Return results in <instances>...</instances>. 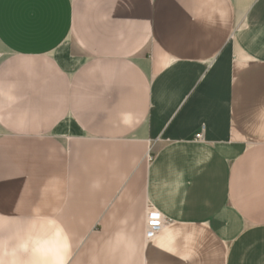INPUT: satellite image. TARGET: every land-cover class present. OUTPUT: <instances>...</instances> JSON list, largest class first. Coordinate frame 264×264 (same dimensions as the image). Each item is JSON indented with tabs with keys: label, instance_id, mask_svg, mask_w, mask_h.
I'll return each instance as SVG.
<instances>
[{
	"label": "crops",
	"instance_id": "1",
	"mask_svg": "<svg viewBox=\"0 0 264 264\" xmlns=\"http://www.w3.org/2000/svg\"><path fill=\"white\" fill-rule=\"evenodd\" d=\"M8 85L0 215L58 210L67 264H264V0H0Z\"/></svg>",
	"mask_w": 264,
	"mask_h": 264
},
{
	"label": "clouds",
	"instance_id": "2",
	"mask_svg": "<svg viewBox=\"0 0 264 264\" xmlns=\"http://www.w3.org/2000/svg\"><path fill=\"white\" fill-rule=\"evenodd\" d=\"M13 86L0 87V97L15 103ZM98 189L99 183L94 182ZM58 210L44 215L39 207L33 208L27 217L9 218L0 215V264H67L71 250V238L64 226L56 219ZM123 224V221L120 222ZM13 225L6 232V226ZM130 244L122 228L105 241V248L114 250ZM95 264V260H93ZM129 264V262H125Z\"/></svg>",
	"mask_w": 264,
	"mask_h": 264
},
{
	"label": "built area",
	"instance_id": "3",
	"mask_svg": "<svg viewBox=\"0 0 264 264\" xmlns=\"http://www.w3.org/2000/svg\"><path fill=\"white\" fill-rule=\"evenodd\" d=\"M201 135H196V140H200ZM166 219L156 210L148 209L146 213L144 238L146 241L153 239L166 226Z\"/></svg>",
	"mask_w": 264,
	"mask_h": 264
}]
</instances>
